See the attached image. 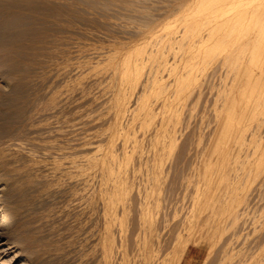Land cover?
<instances>
[{
  "label": "rangeland",
  "instance_id": "1",
  "mask_svg": "<svg viewBox=\"0 0 264 264\" xmlns=\"http://www.w3.org/2000/svg\"><path fill=\"white\" fill-rule=\"evenodd\" d=\"M58 1L67 8L63 18L66 23L52 21L56 28L53 32L49 25V30L54 34L63 28L67 35L61 39L57 31L60 40L67 39L63 41L65 49L55 39L56 33L52 34L63 47L56 44L62 55L55 58L60 56L58 60L67 66L58 84H52L69 98L58 123L64 133L60 139L47 135L45 129L32 128L28 132L33 135L26 131L28 135L23 138L33 143L36 137L39 142L54 141L62 148L63 159L82 156L83 172L91 177L77 185L80 187L76 191L70 190H83L81 201L86 198L82 203H89L90 210H67L70 218L67 214L57 217L56 206L49 208V215L44 208L28 212L22 228L28 227L34 235L41 232L38 235H46L60 245L72 235L76 237L73 247L62 249L63 256L71 252L66 259L62 256L61 261L57 251L54 253L58 257L40 253L41 259L51 261L49 264H82L85 260L77 253L80 238L87 237L92 228L98 233L105 227L111 239L108 263L100 247L108 233L104 235L101 228L103 234L96 233L94 242L97 246L100 243L96 250L102 254L98 256L96 251V257L103 259L83 264H117L121 256L128 258L126 262L120 259L122 264H133L137 257L141 260L135 264H264V0ZM65 59H70L69 64ZM71 62L82 70V96L75 92L77 71ZM62 83L67 84L66 89ZM48 90L44 86L41 92ZM73 99L83 100V105L74 104ZM76 105L78 110H74ZM75 111L81 114V120ZM66 128L77 132L72 130L73 135ZM36 148L31 151L36 158L41 157V147ZM71 198L66 196L63 202L71 203ZM92 207H96V213ZM43 211L48 215L45 221L38 216ZM90 211L95 223L87 219L92 217ZM75 213L79 215L74 218H79L74 221ZM33 216H37L36 221ZM40 220L47 221L44 227ZM60 220L65 221L61 224ZM186 220L189 225L184 224ZM51 221L57 223L58 232L51 230ZM89 225L94 227L90 229ZM7 227L0 226V249H5L0 260H7L17 250L12 264H20L21 258L31 255L37 258V253L28 249L31 243L22 240L24 230L12 222ZM78 227L86 230V236L76 232ZM247 230L255 238L246 234ZM142 236L151 238L146 237L144 244ZM114 238L125 239L121 243L126 249L124 255L120 252L124 248L117 249L121 244L116 245ZM6 239L13 240L15 246L6 248ZM134 239L138 245L143 242L138 246L140 251L135 245L139 256L134 253ZM257 240L263 247H258ZM146 245L160 250L155 252L151 247L148 251ZM143 247L147 257L142 254Z\"/></svg>",
  "mask_w": 264,
  "mask_h": 264
},
{
  "label": "bare ground",
  "instance_id": "2",
  "mask_svg": "<svg viewBox=\"0 0 264 264\" xmlns=\"http://www.w3.org/2000/svg\"><path fill=\"white\" fill-rule=\"evenodd\" d=\"M54 1L55 0H53V3H52V0H0V141L3 142V144H4V145L0 146V226H2L3 228L6 227L7 229H8L7 226L9 224V222L10 223L12 222L16 226V228L20 230L23 226H25V225H23L25 223L24 222L25 216L30 211L32 213L33 210H35V212L37 209L42 211V209H40V208H44L45 213L48 214L49 210L52 208V206H53V208H54V206H56V208H57V209H55L57 211L56 216L61 218L62 216H65L67 214V212H68L67 210L71 209V210H74L76 212L78 210H84V212H85V210L89 209L88 205H90L89 203H87L85 205L83 204V203L87 202L86 198H84L86 202L81 201V199H83V197H84V195L82 193L83 190L81 192H78L80 188H78L77 192L70 190V188H71V189H75V191H76V189H77L76 187H80L77 185H81V184L86 183L84 181L85 180L87 181V179L91 177V176L85 175L83 172L82 156L80 155L77 158H75L76 157L75 156V157L63 159V157L60 158V156H61L60 154L62 153V151H61L62 148L59 145H57L54 141H52V140L44 141V140H41L39 138L40 139V142H39L38 138L36 137L35 139H37V140L35 141V139H34L35 143H33L32 140H31V142H27L28 138L27 139L23 138L26 135H28V133H30L28 131H30L32 128H34V129H36V128L45 129L44 131H45V133H47V135L50 136V134H52V136H54V137H58V136L60 137L64 133V129H63L64 127L62 126V124L59 125L58 123H59V121L61 122V120H60L61 119V113H62L61 111H62V108L64 106V103L67 101V99L69 100V98L67 97L68 95H66V93H64L62 91V89H58L56 86L53 87L52 84L55 81H57V79H59L60 77H63L67 71V66L64 64L62 59L58 60V58L60 56L59 57L57 56L58 58H55L56 54L62 55V53H60L61 48H60V50H57V48H59V46L64 47V45H63L65 43V42H63L64 40H66V42H67L66 38L65 39L63 38L64 40H60L59 38L62 39L63 36L65 37L67 35L62 30L63 28L61 29V31L65 35H60V34H62L61 31H59L60 29L55 30L56 35H54L55 33L53 34V32H54L53 28H56V27H53V25H54V23H57L60 25L66 23L65 22L66 20L64 21L63 18H66L65 15L67 12V8L65 10L64 6L61 3H59L58 0L55 1V2L58 1L57 3H55ZM67 14H68V12H67ZM62 20L64 21V23H62ZM52 21L54 22L53 24H52ZM49 25H51L50 27L52 28V31H53L52 33H51V30H49V29H51V28H49ZM58 26H57V28L60 27V26L59 27ZM64 26H67V25H64ZM65 30H66V28H65ZM49 31H50V33H49ZM57 31L60 32V34H58L60 36L59 38L57 37ZM50 34H51V37H50ZM52 34L55 36V39L57 37V39H59V42L61 41L60 43H62L61 44L62 46L56 42L58 40L54 41L52 39L53 38ZM56 44H58L59 46L57 47ZM65 49H62V50L66 51ZM57 51H60V52L58 53ZM66 54H64L63 56H65ZM65 60L66 61L68 60L67 63L69 64L70 59H65ZM75 60H73V61H75ZM72 63L73 62H71L70 64L72 65ZM74 63H73V65L75 68V72L77 71V73L74 74V76L76 75V77L74 79V82H75L74 88H75V92L76 91H77V93L79 92L80 96H82V94H81L82 93V91H81L82 70H81L79 65H76ZM77 64H79V63H77ZM74 68H73V70H74ZM68 70H70V68ZM80 71H81V73H80ZM60 79L58 81H60ZM58 81H57V84H58ZM45 83H47V84H45ZM55 84H56V82H55ZM66 85H64V83L61 84L62 87L63 86L65 87ZM44 86H46L50 90H48L47 92L46 91L41 92V89H43ZM66 88L67 87H65V89ZM68 89L70 90V88H68ZM75 95L77 97V94H75ZM73 97H74V95H73ZM77 98H79V94H78ZM234 99H235V97H234ZM73 101H74V99H73ZM78 101L82 102L83 100L78 99ZM76 102L74 101L73 103L75 104ZM80 102H77L76 104H78ZM80 104L83 105L82 103H80ZM77 106L78 105L74 106V108L76 107L74 110L77 109ZM68 109H70V108H68ZM82 111H84V109ZM77 112L78 111H75L74 113L77 116L79 115V119H80L81 114H77ZM67 117H69V116H67ZM67 120L69 123L70 119H67ZM79 124H80V122H79ZM71 125L73 126L72 122H71L70 126ZM82 127H83V125H82ZM67 130L69 132V131H72L73 129L70 130V128H69ZM26 131L28 132L27 134H25ZM73 131L75 132L76 130H73ZM73 131L71 133H73ZM23 134H25V135H23ZM31 135H33V134H31ZM73 135H74V133H73ZM224 137H225V134H224ZM212 138H214V137H212ZM60 139H61V137H60ZM66 139H68V138H66ZM37 141L39 142L38 147L36 145V144H38V143H36ZM26 144H28L29 146H27ZM34 144L39 149L41 147V149H40L41 151L38 149V153H39V151L41 153H43V151L46 153L42 154L43 156L41 155V153H39V155L41 157L36 158L34 156V153L31 151L34 148H36V147H34V148L32 147ZM30 145H31V147H30ZM29 147L32 149L30 150ZM69 148H70V146H69ZM33 151L35 152V150H33ZM64 154H65V152H64ZM213 158H215V157H213ZM95 184H96V182H95ZM82 186H86V184L82 185ZM88 187H90V186H88ZM242 188H243V186H242ZM69 190L72 192H69ZM85 190L88 191L87 189H85ZM90 191H92V194H93L94 190L90 189ZM92 194H90V195H92ZM94 195H96L95 192H94ZM66 196H72L71 199L74 202L71 201V203H67L69 200L67 202L64 200V202H63V199H65ZM91 206H89V207L91 208ZM94 208L95 209H93V207H92L91 211L93 210L92 212L96 213V207H94ZM87 211H86V215H88ZM35 212H34V214H35ZM37 212L39 213V211H37ZM50 212H52V211L50 210ZM92 212H91V216H92ZM80 213L81 212H79V214ZM43 214H44V211L42 212V215L39 214L38 216H40V217L42 216L44 219L43 221H45L44 216H46V215L45 214L43 215ZM79 214H77V215H79ZM35 215H37V213ZM48 215L46 217H48ZM68 215H69V213L66 216H68ZM73 215L74 216H72V220L75 221L76 219L79 218V217H77L76 219L74 218L77 216L76 213ZM93 215H95V214H93ZM36 217L37 216H35L33 218V220ZM52 217H54V216H52ZM68 217L70 218V216H68ZM262 217H264V216H262ZM91 218H93V216L88 217L87 219H89V221L93 220L91 222L95 223V220H94L95 217L93 219H91ZM31 220H32V218H31ZM31 220H29V221H31ZM36 220H37V218L35 219V221ZM41 220H40V223L42 222L44 224L43 225V227H44L45 223L47 221L43 222ZM53 220H55V219H53ZM72 220H70V221L73 222ZM64 221H61V224ZM82 221H83V219H81V222ZM89 221H87V222L83 221V223L88 224ZM54 222L55 221H51V223H53V226H52V224L50 226L52 231L56 230V227H58L57 223L56 222L54 223ZM81 222L79 224H81ZM40 223H38L37 225H39ZM185 223H187V220L184 222V224ZM54 224H56V226H54ZM61 224H59V225H61ZM87 224H85V225H87ZM85 225H83V226H85ZM62 226H64V225H62ZM68 227L73 228L74 230L76 229V227H74V226L73 227L68 226ZM92 227H94V226H90V229ZM95 227H97V226H95ZM186 227H187V225H185V228ZM41 228H40V231L43 230ZM66 228H65V231H67ZM101 228H103V227L99 228L100 229L99 232H101L100 233L101 235L103 234L102 233L103 231H105L104 235H106L108 233V235H106V237H104L106 242L103 243L102 241H104V240H102V241L97 240L98 242H102L101 246L99 245L100 243H98V246H97L96 242H94V240L96 241V239H97L96 238L97 231L95 230V228L94 229L92 228V230L87 231V233H89V234H87V237L81 236V235L86 236V232H85L86 230L85 231L83 230L85 232L84 234H83L82 229L79 228L80 230H78V231L76 230V232L78 234H80L79 232L82 231L80 236L83 238L82 239L80 238L81 243L77 247L78 248L77 253H79L78 254L79 257L81 254L82 255L81 258L85 260V261H83L81 259L83 261V262L81 261L82 264L87 263V261L89 262L90 260L95 262V258H96V261L97 260L99 261V259H101V258L98 259L96 257V255H97L96 251H97V253L99 251V250H96V247H99V246L100 247L103 246L102 247L103 248L102 249L103 255L101 254V250H100V255H102V257H104L105 263H108V261H106V257H107V255H109L108 252L111 249H110V246L108 247V244H110V241H108V240L110 238L108 239L107 237H109L110 233L108 232L107 228L104 227L103 229H105V230H103V231H101ZM187 228H190V227H187ZM22 229L24 230V233L22 232L23 233L22 240L24 242H26V244L31 243V245L28 247V249H29V251L32 252V254L34 252H36L37 258H38L40 253H43V255L44 254L48 255L49 253L57 255L60 253L61 256H59L60 255L59 254V255H57V257L59 256L60 260L63 259V258H61L63 256V253H64L62 251V249L65 246L73 247V244L75 241L74 239L76 238L73 235L71 236V234H70L69 237L71 236L74 239L73 238L70 239L68 237L69 240L67 241V243L65 245L63 243H62L63 245H60V243H58L59 241L50 239L46 235L45 236L44 235H38L41 232L34 235L28 227H26L25 229L24 228H22ZM31 229H32V227H31ZM60 229H61V231L63 230V228H60ZM73 229H71V230H73ZM96 229L98 230V228H96ZM187 230L188 229H186V231ZM260 230L256 227V231L259 232ZM56 231L58 232L59 230H56ZM252 231H253V229H251V232ZM256 231H254V234ZM143 232L145 233V231H143ZM247 232H248V230L245 233L247 234ZM34 233H35V231H34ZM63 233L66 234V232H63ZM98 233H97V235H98ZM144 233L143 234L141 233V234L145 236L146 234H144ZM250 233H249V236H252ZM260 233H261V231H260ZM260 233H258V234L260 235ZM58 234H60V233H58ZM100 234L98 236H100ZM150 235H151V233H150ZM154 235L155 234H153V236ZM156 236H157V233H156ZM165 236H166V234H165ZM1 237L2 236L0 235V241L2 240ZM102 237L103 236H101V238ZM146 237H148V240H149V237L151 238V236H146ZM146 237L143 238V236H142V238L144 239V244L146 243L145 241H147ZM161 237H162V235L160 236V238ZM187 237H188V235H187ZM259 237H261V235ZM57 238H58V236H57ZM118 238L113 239L114 242L115 241L120 242V243L116 242V245L121 244V243L123 244V241H125V239L123 238V240H121L122 241L121 242ZM131 238H133V237H131ZM157 238H158V236H157ZM157 238L154 237V239H157ZM166 238H168V237H166ZM253 238H255V236ZM7 239H9V238H7ZM7 239H6V241H7ZM59 239H60V237H59ZM135 239L133 240V241H135V243H134L135 250L132 247H131V249L134 250L135 251L134 253L136 254V246L135 245H137V249H138V246L139 245L141 246L143 244V242H142V244L138 245V241L136 244V240L138 238L136 240ZM161 239H163V238H161ZM161 239H159V240H161ZM164 239H165V237H164ZM204 239H205V237H204ZM82 240H84V241H82ZM206 240H208V238H206ZM157 241H158V239H157ZM259 241H260V239H259ZM79 242L80 241L78 239V243ZM128 242L131 243L130 241H128ZM76 243H77V241H76ZM111 243H112V241H111ZM147 243H149V241ZM155 243H157V242H155ZM257 243H258V240H257ZM262 243H263L262 245L264 246V241H262ZM158 244H159V242H158ZM165 244H166V242H165ZM121 245L117 249L120 250V247L124 248V246L123 245L121 246ZM124 245H126L125 242H124ZM148 245H146V247ZM167 245H168V243H167ZM244 245H245V243H244ZM259 245H258V247H263L261 244H259ZM6 246H7L6 248H8V249L11 247H14L15 242L13 240H9V241H7ZM85 246H86V248L89 247V250L85 251ZM153 246L154 245H152L151 247L154 248ZM159 246L160 245H158L157 247H159ZM246 246H248V244ZM246 246H242V247L246 248ZM151 247L148 246L147 250L149 248L151 249ZM258 247H256V248H258ZM155 248H156V246H155ZM155 248L153 250H156ZM245 248L244 249L242 248L241 250L244 251ZM140 249H138V250L140 251ZM165 249H166V247H165ZM263 249H264V247H263ZM263 249H262V251H263ZM4 250L5 249H0V257H1V255L5 254ZM123 250H126V249L124 248V249H122V251H120L122 255H124ZM157 250H158V248H157ZM157 250L155 252H157ZM159 250H160V248H159ZM258 250H260V249H258ZM8 251H10V250H8ZM18 251L19 250H17L10 258H8L7 259L8 261L4 260V258H1V260L3 259V261H6V262H3L0 260V264H12V263H14L15 257L17 256ZM64 251H67V248H65ZM69 251H67L68 253L65 252V255L71 254V252L69 253ZM73 251H74V249H73ZM116 251H118V250H116ZM139 251L136 254L138 256L141 253V252L139 253ZM148 251H150V250H148ZM54 252H56L57 254H55ZM128 252H126V254ZM144 252H145V250L143 247L142 254H144ZM77 253H76V256H77ZM112 254L114 255V251L112 252ZM112 254L110 253V255H112ZM130 254H131V250H130ZM132 254H133V251H132ZM153 254H154V252H153ZM165 254H164V256H165ZM65 255L63 256L64 258L66 257ZM100 255L98 253V256H100ZM144 255H146V253ZM41 256H42V254L39 256L40 257L39 259H37L36 256L34 257L33 255H31V257L27 256V257L21 258L20 264H49V262H51V261H49V257H48L49 262H47L45 259H41ZM44 256H46V255H44ZM131 256H133V255H131ZM157 256L158 255H156V257ZM57 257H55L54 260H57L58 259ZM77 257H76V259H77ZM116 257L118 258V254ZM146 257H147V255H146ZM50 258H51V255H50ZM108 258H109V256H108ZM126 258L124 256L120 257V259H122L123 262H126V260H124ZM134 258H136V256H134ZM149 258H150V256H149ZM138 259H140V257H137L136 260H138ZM12 260H14V261H12ZM119 260H118V262H119ZM127 260H128V258H127ZM136 260H134V261L136 262ZM134 261H133V264H135ZM118 262L116 261L117 264H119V263L122 264L121 263L122 261H120L119 263ZM262 262H264V260ZM88 264H91V263H88ZM136 264H140V263H138V261H137Z\"/></svg>",
  "mask_w": 264,
  "mask_h": 264
}]
</instances>
